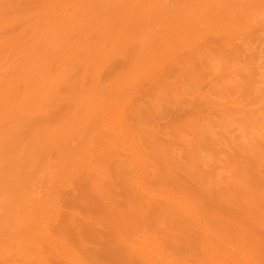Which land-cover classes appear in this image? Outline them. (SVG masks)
Returning a JSON list of instances; mask_svg holds the SVG:
<instances>
[{
  "label": "rangeland",
  "instance_id": "374dc122",
  "mask_svg": "<svg viewBox=\"0 0 264 264\" xmlns=\"http://www.w3.org/2000/svg\"><path fill=\"white\" fill-rule=\"evenodd\" d=\"M207 1L169 0L168 10L189 18ZM249 1L264 8V0ZM53 2L0 0V20L8 23L0 32V48L10 37L21 44L30 41L37 33L35 23ZM89 3L60 4L73 13ZM211 27L195 47L165 61L158 79L142 81L124 108L120 141L138 149L146 166L128 151L118 153L108 146L117 137L103 128V133L96 129L53 149L40 161L25 159L34 140L72 122L79 72L60 85L44 111L5 121L1 131H9V136L0 153V183L11 184L10 191H0V202L7 200L5 211L13 212L28 189L36 192L35 214L48 219L56 239L84 249L91 264H140L127 244L140 249L146 241L151 242L150 256L155 254L152 264H214L222 257L213 255L211 233L243 224L264 238V205L254 198L257 193L264 196V27L246 21ZM199 33L193 29L189 35L193 39ZM137 52L150 54L136 44L126 60L116 59L104 69L103 96L117 82L130 79ZM57 72L46 73L50 77ZM71 147L86 157L84 166L91 161L99 169L96 178L82 163L78 169L60 167L72 160ZM98 187L107 196L97 193ZM169 231H175L174 238ZM187 234L193 239L196 235V242L188 243ZM44 250L49 251L47 246ZM246 261L259 264L249 257ZM226 264L238 263L230 258Z\"/></svg>",
  "mask_w": 264,
  "mask_h": 264
},
{
  "label": "bare ground",
  "instance_id": "6f19581e",
  "mask_svg": "<svg viewBox=\"0 0 264 264\" xmlns=\"http://www.w3.org/2000/svg\"><path fill=\"white\" fill-rule=\"evenodd\" d=\"M61 2L62 0H54L48 6L49 13L45 11L46 14L39 17L35 23L37 33L30 41L21 44L10 37L0 48V131L4 129L5 121L24 117L27 119L32 114L44 111L52 103V97L58 94L60 85L71 82L77 72L81 73L76 90L79 94L72 98L77 99L73 100L75 109L72 122L60 127L51 136L46 133L32 142L25 159L33 158L34 162L46 157L53 149L62 148L67 142L73 144L78 138L89 136L96 129L103 133V128L104 132L109 131L108 136L112 134L117 137L108 146L117 149L118 153L128 151L140 164H147L145 160H141L144 158L140 156L138 149L120 141L122 132L120 127L118 129L121 120L125 119L124 108L137 94L142 81L158 79L165 61H173L178 54L195 47L212 31L209 30L212 23L234 24L246 21L264 27V8L259 9L261 5L258 2L249 0H208L189 18L173 16L171 10H168L169 0H91V3L78 10L73 8L75 14L74 10L71 13L67 7L64 8ZM75 6L76 9L79 8ZM88 6L91 9H87ZM7 25V22L0 20V32ZM193 29L195 33H201L191 39L189 33ZM213 29L218 31L219 27L215 26ZM72 37L75 40L73 43ZM136 44L142 45L150 54L143 57L142 53L139 54L143 50L134 54L131 65L133 75L128 77L130 79L117 82L103 96L100 92V75L116 59L126 60ZM50 70L58 72L50 78L46 73ZM108 125L112 127L108 128ZM17 126L9 129L13 131ZM8 134L9 131L6 130L0 132V153L7 148ZM67 138L69 141H62ZM85 149L86 147L83 150ZM72 151L70 152L74 156L78 154L77 157L73 156L71 161L62 163L64 165L60 167L81 166L86 157ZM67 158H70L69 154ZM76 158L79 160L75 161ZM90 162L89 166H84L86 162L82 165L87 167L91 177L96 178L99 169ZM10 187L9 183H0V191L3 193L10 191ZM28 190L13 212L5 211L7 200L0 202V233L4 234L0 235V264L9 261L14 264H91L84 249L76 250L69 245L70 242L60 241L56 239L58 236L50 233L48 219L41 217V213L35 214L37 193ZM102 190L98 187L96 192L107 196V192ZM254 198L264 205L263 195L257 193ZM211 234L214 237L211 241L213 255L222 257L216 262L214 259V264H226L230 258H235L238 264H248V257L264 264V238L249 225H235L228 232ZM169 235L174 238L175 231H169ZM194 236L193 239L191 234H187L185 239L188 243L193 240L196 242L197 236ZM121 242L124 240L121 239ZM150 243L144 242L140 249L127 244L132 253L130 256L139 260L140 264H152L155 254L150 256ZM178 243L184 242L180 240ZM45 246L49 251L44 250Z\"/></svg>",
  "mask_w": 264,
  "mask_h": 264
}]
</instances>
